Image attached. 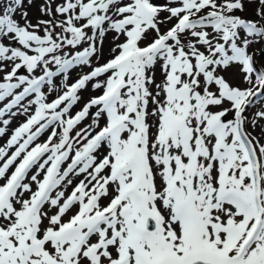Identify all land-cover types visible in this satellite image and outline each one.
Segmentation results:
<instances>
[{
	"label": "snow or ice",
	"instance_id": "snow-or-ice-1",
	"mask_svg": "<svg viewBox=\"0 0 264 264\" xmlns=\"http://www.w3.org/2000/svg\"><path fill=\"white\" fill-rule=\"evenodd\" d=\"M0 264H264V0H0Z\"/></svg>",
	"mask_w": 264,
	"mask_h": 264
},
{
	"label": "bare ground",
	"instance_id": "bare-ground-1",
	"mask_svg": "<svg viewBox=\"0 0 264 264\" xmlns=\"http://www.w3.org/2000/svg\"><path fill=\"white\" fill-rule=\"evenodd\" d=\"M34 11V10H33Z\"/></svg>",
	"mask_w": 264,
	"mask_h": 264
}]
</instances>
